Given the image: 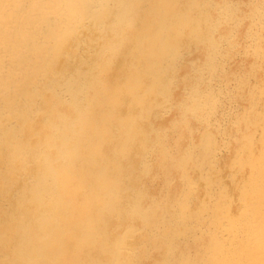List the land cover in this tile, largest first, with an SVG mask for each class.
Returning a JSON list of instances; mask_svg holds the SVG:
<instances>
[{
  "label": "bare ground",
  "instance_id": "obj_1",
  "mask_svg": "<svg viewBox=\"0 0 264 264\" xmlns=\"http://www.w3.org/2000/svg\"><path fill=\"white\" fill-rule=\"evenodd\" d=\"M220 1L0 0V264H264V0Z\"/></svg>",
  "mask_w": 264,
  "mask_h": 264
},
{
  "label": "rangeland",
  "instance_id": "obj_2",
  "mask_svg": "<svg viewBox=\"0 0 264 264\" xmlns=\"http://www.w3.org/2000/svg\"><path fill=\"white\" fill-rule=\"evenodd\" d=\"M221 1H222V0H221ZM221 1H220V2H221ZM229 22H230V21H227V20H226V21L223 22L224 25H223V24H220V25H221L222 28L224 27V29H225V27L227 26V25L225 26V24H227V23H229ZM222 28H220V30H221ZM240 30H241V28H240ZM236 34H240L239 31H238ZM235 37H236V35H235ZM239 37H240V36L238 35V37H236V38H239ZM240 39H242V38L240 37ZM242 40H243V39H242ZM190 47H191V48H190ZM190 47H189L190 50H188V49L186 50V51H187L186 54H185V51H184L183 55L185 54V56L182 55V57L186 58V59H184L185 62H186V61H187V62H193V59H194L195 66H197L198 63H199V64L202 63V62H201V59H202L201 57H202V56H201V54H200L199 52L195 51V47H194V46H190ZM192 49H193V51H192ZM188 52L191 53V54L189 53L190 56H191V58H190V56L187 54ZM193 52H194V53H193ZM195 53H196L197 56H199L198 59H197V56L195 55ZM235 53H236V54H235ZM235 53H234V55H233V56L231 57V59H230V60H231V61H230V64H232V66L229 64L230 67H229V68L227 67V69H229V71H231V69H230L231 67H232L233 69L241 68V69H239V70H242V71H240L239 73H243V74H247V73H248V74H249V73H250V72H249V71H250V68H249V67H250V62H251V61L249 62L250 59H245V61H244V60H243L244 57H243V59H242V56L244 55V53H242V52H241V53H240V52H235ZM186 55H187V56H186ZM192 55H193V57H194V56H195V57L193 58ZM236 55H237L238 57H237ZM200 56H201V57H200ZM182 57H181V64H184V61H183V58H182ZM236 57H237L238 59H237ZM249 57H250V56H249ZM234 58H235V59H234ZM195 60H196V61H195ZM233 60H234V61H233ZM240 60H241V61H240ZM197 61H198V62H197ZM199 61H200V62H199ZM263 62H264V58H262V60H261V63L263 64L262 66L264 67V63H263ZM261 63H260V68H259V70H258L260 73L258 72V73H256V74H257L258 77H262V81L264 82V77H263V76H264V68L261 66ZM189 64L191 65L192 63H189ZM196 64H197V65H196ZM238 64H240V65L238 66ZM245 65H246L247 67H245ZM248 65H249V66H248ZM243 66H244V68H243ZM248 69H249V71H248ZM181 71H183V70H181ZM261 72H262L263 74H262ZM193 73H196V69H195V71H193ZM230 74H231V76H232V77L230 76V78H232V79H230L231 81H230V85H229V86L231 87V93H230V91H229V93H230V95L233 96V98H232V96H231V98H230V96L227 97V96L224 95V94L221 95V96H222V97H221V98H222V101H220L221 106H222V105H225V106H222V107L220 106L221 108L218 109V112H217V113L221 114V116H220L219 114H217V113H216V116H217V119H221V120L223 119V120H224V122H223V120H222L223 124L225 123L226 127H227V125H229L228 127H231V128H232V132H234V131H235V130H234L235 128L233 127V124H232V120H231V119H232V116H233L237 111H239L241 108L243 109V108L246 106V103H247V104L249 103V102H248V99H247V97H246L245 94H246V91H247L248 88H249V85H250V84H253V82L255 81V77L253 78V76H251L252 78L250 79V82H249L250 84L248 83L249 85H248V84L245 85V86H244L245 89L243 88V89L241 90V89L236 88V84H237V83H236V79L234 78V76H233L232 73H230ZM248 74H247L246 76H248ZM252 74H253V73H252ZM260 74H261L262 76H261ZM193 75H195V74H193ZM233 78H234V79H233ZM249 78H250V77H249ZM233 81H234L235 83H234ZM174 88H175V90H176L177 87L174 86ZM174 88H173V89H174ZM178 89H179V87H178ZM178 89H177V90H178ZM246 89H247V90H246ZM175 90H174V91H175ZM177 90L175 91V93L178 94L179 90H178V91H177ZM243 91H244V92H243ZM235 92H236V93H235ZM234 93H235V94H234ZM263 93H264V91H263ZM263 93H262V95H260V97L264 100V96H263L264 94H263ZM240 95H241V96H240ZM223 97H224V99H223ZM261 98H260V101H259V103H258V105H257V108H259L260 110H262V108H263V110H264V101H262ZM229 99L231 100V101H230L231 103L229 102ZM234 99H235V100H234ZM226 100H227V102H226ZM236 100H238V101L236 102ZM239 100H240V101H239ZM233 101H235V102H233ZM223 102H224V103H223ZM245 102H246V103H245ZM222 103H223V104H222ZM227 103H228V104H227ZM234 104H235V105H234ZM236 104H237V105H236ZM228 105H229V106H228ZM231 105H232L233 107H232ZM242 105H245V106L242 107ZM236 106L238 107L239 110L237 109ZM222 108L225 109L227 113H226V112L224 113V111H223ZM230 108H232L233 111H232V109H230ZM234 108L237 109V111H236ZM229 109H230L232 112H231ZM168 110H169V109H168ZM168 110L165 111V112H163V113H164V115L166 114L167 117H170V116L173 115L174 111H173L172 109H170L169 111H168ZM170 111H173V112H170ZM220 111H221V113H220ZM235 111H236V112H235ZM166 112H168V113H166ZM222 112H223V114H222ZM229 112H230V113H229ZM233 112H234V114H233ZM169 113H171L170 116H169ZM228 113H229V114H228ZM231 113H232V114H231ZM225 114L228 115V116H224ZM164 115H163V116H164ZM218 115H219V116H218ZM222 115H223V116H222ZM230 115H231V116H230ZM166 116L163 117L162 119L159 117V120H158V117H155V119L157 118V119H156L157 122H159V121H161V120L165 121L164 119L166 118ZM212 117H213V116H212ZM219 117H220V118H219ZM223 117H224V118H223ZM225 117H227L228 119L225 118ZM230 117H231V118H230ZM225 121H227V122H230V121H231V123H226ZM155 122H156V121H155ZM231 124H232V125H231ZM230 125H231V126H230ZM257 133H258V134H256V139H257V143H258L259 132L257 131ZM221 134H222L221 132H219V133L217 134V135H218V138H222V135H221ZM223 134H224V133H223ZM219 136H220V137H219ZM228 137H229V136H228ZM232 137H233V136H232ZM234 139H235V137H233V140H234ZM231 140H232V139H231V136H230V137H229V140H228V141H229L228 144L225 145L228 149H227L224 145H222L224 148H221L222 146L220 147V149H219V151H218V152H219V156H218V157L220 158V157L223 156V158H220V161H222V164H223V165H222V178H223V180H224V181L226 180L225 183H228V184H232V183H233V185H228V184H226L227 187L229 186L228 188H229V191H230L231 196H232V194H233L232 191H233V190H234V193H235V194H236L237 191H238L237 188H236L235 186H236V183H237L238 181H240V180L237 179V178L239 177L238 174L240 175L239 171H240L242 174L245 175V172H247V170H246V169H244L245 171H244L243 169L239 170L238 168L235 167V168H236V171H238V172H236L234 166H231V168H230V166L228 165L227 159L231 157V156H230V155H232L231 152L234 151V149H233L234 146H233V145H236L235 143L237 142V141L234 142V141H231ZM235 140H236V139H235ZM230 141H231V142H234V144H231ZM230 144H231V146H230ZM227 145H229V146L231 147V149H229V146H227ZM232 146H233V147H232ZM234 148H235V147H234ZM225 150H226V151H225ZM221 151H222V152H221ZM220 153H221V155H220ZM223 153H225V154H223ZM227 153H230V154H227ZM228 156H229V157H228ZM224 159L226 160V161H224V162H225V163L227 162L226 165H224V164H225V163L223 162ZM227 165L229 166L230 169L234 168V172H235V173H234L233 171H231L230 169H228V166H227ZM226 169H227V170H226ZM225 170H226V171H225ZM232 170H233V169H232ZM242 171H244V173H243ZM230 172H233L232 174H234V176H233L232 174H229ZM236 173H237V174H236ZM235 174L237 175V176H236L237 178H233V177H235ZM244 175H240V177L242 178V176H244ZM225 176H226V178H225ZM228 176H229V177H228ZM227 177H228V178H227ZM240 177H239V178H240ZM224 178H225V179H224ZM229 178H230V179H229ZM157 179H158V178H157ZM157 179H156V181H154V179H152V180H151V183L154 182V184L156 185V184L159 182V180H157ZM235 179H237L238 181H237V182L234 181ZM152 181H153V182H152ZM157 181H158V182H157ZM230 181H231L232 183H231ZM174 182H175V181H174ZM148 184H150V181H149ZM154 184H152V185H154ZM157 185H158V184H157ZM157 185H156V186H157ZM233 186H234V187H233ZM235 194H234V195H235ZM235 196H236V195H235ZM235 196H233V197H235ZM234 202H235V201H234ZM236 203H237V204H236ZM237 205H238V201L235 202V206L233 205V206H234L233 208L236 209Z\"/></svg>",
  "mask_w": 264,
  "mask_h": 264
}]
</instances>
